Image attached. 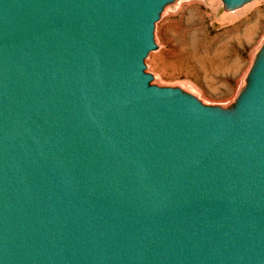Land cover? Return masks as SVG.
<instances>
[{
  "label": "water",
  "instance_id": "95a60500",
  "mask_svg": "<svg viewBox=\"0 0 264 264\" xmlns=\"http://www.w3.org/2000/svg\"><path fill=\"white\" fill-rule=\"evenodd\" d=\"M180 1L0 0V264H264V40L227 103L158 84Z\"/></svg>",
  "mask_w": 264,
  "mask_h": 264
},
{
  "label": "rangeland",
  "instance_id": "374dc122",
  "mask_svg": "<svg viewBox=\"0 0 264 264\" xmlns=\"http://www.w3.org/2000/svg\"><path fill=\"white\" fill-rule=\"evenodd\" d=\"M252 5L229 18L211 0L171 7L157 25L160 47L147 59L155 82L184 85L209 103L233 100L264 40V0Z\"/></svg>",
  "mask_w": 264,
  "mask_h": 264
},
{
  "label": "bare ground",
  "instance_id": "6f19581e",
  "mask_svg": "<svg viewBox=\"0 0 264 264\" xmlns=\"http://www.w3.org/2000/svg\"><path fill=\"white\" fill-rule=\"evenodd\" d=\"M258 1H259V0H258ZM253 3H254V2H253ZM255 3H256V2H255ZM249 5H251V4H249ZM252 6H253V5H252ZM247 7H248V6H247ZM247 7H246V8H247ZM252 10H253V9H251V11H252ZM254 10H255V9H254ZM255 11H256V10H255ZM238 13H239V12H238ZM257 13H258V11H257ZM259 13H260V12H259ZM256 16H257V15H256ZM226 17L229 18V17H232V15H227ZM166 18H167V17H166ZM156 57H157V56H156Z\"/></svg>",
  "mask_w": 264,
  "mask_h": 264
}]
</instances>
